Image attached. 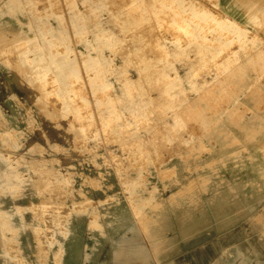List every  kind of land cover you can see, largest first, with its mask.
<instances>
[{
	"label": "rangeland",
	"instance_id": "1",
	"mask_svg": "<svg viewBox=\"0 0 264 264\" xmlns=\"http://www.w3.org/2000/svg\"><path fill=\"white\" fill-rule=\"evenodd\" d=\"M156 196L149 264H264V0H0V264H117Z\"/></svg>",
	"mask_w": 264,
	"mask_h": 264
},
{
	"label": "crops",
	"instance_id": "2",
	"mask_svg": "<svg viewBox=\"0 0 264 264\" xmlns=\"http://www.w3.org/2000/svg\"><path fill=\"white\" fill-rule=\"evenodd\" d=\"M254 117H248V119L245 121V123L250 122L254 123L256 120L253 119ZM176 197L173 196L171 198V202H177L178 200L175 199ZM163 206V202L160 201L157 196L155 197V200L152 202V206L145 212V214L140 218L142 221L143 228L145 229L147 235L150 238L151 247H146L141 245L139 242V264H149L154 257H160L168 254L172 250V244H174V241L167 240V239H161L158 236H155L156 234L152 231V226L155 225V219L154 215H149V211H156L159 210ZM138 227V226H137ZM263 235H264V227L262 228ZM138 239H139V231H138ZM137 239V240H138ZM136 240V241H137ZM135 241V242H136ZM170 243V245H163V244Z\"/></svg>",
	"mask_w": 264,
	"mask_h": 264
},
{
	"label": "bare ground",
	"instance_id": "3",
	"mask_svg": "<svg viewBox=\"0 0 264 264\" xmlns=\"http://www.w3.org/2000/svg\"><path fill=\"white\" fill-rule=\"evenodd\" d=\"M65 111L69 112L70 114L72 113V115H75L77 117L80 115L82 116L77 100L75 99L71 101V105L66 107ZM92 119V117H86L84 119L83 117H81V121L83 120L85 123L90 120L92 121ZM0 222L3 228L9 227V215L7 212H0ZM10 248L15 249L17 251V247L14 244L10 245ZM139 256V244L137 242L130 241V243L126 244V246L124 245L123 250L118 253L117 264H139Z\"/></svg>",
	"mask_w": 264,
	"mask_h": 264
}]
</instances>
